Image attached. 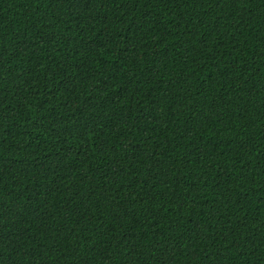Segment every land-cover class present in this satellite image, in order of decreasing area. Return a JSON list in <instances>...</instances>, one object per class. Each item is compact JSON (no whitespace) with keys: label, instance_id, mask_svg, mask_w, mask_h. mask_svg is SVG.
<instances>
[{"label":"trees","instance_id":"obj_1","mask_svg":"<svg viewBox=\"0 0 264 264\" xmlns=\"http://www.w3.org/2000/svg\"><path fill=\"white\" fill-rule=\"evenodd\" d=\"M0 264H264V0H0Z\"/></svg>","mask_w":264,"mask_h":264}]
</instances>
